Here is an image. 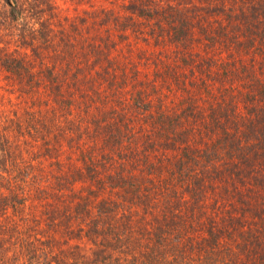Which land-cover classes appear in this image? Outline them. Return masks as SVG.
<instances>
[{
  "label": "trees",
  "instance_id": "obj_1",
  "mask_svg": "<svg viewBox=\"0 0 264 264\" xmlns=\"http://www.w3.org/2000/svg\"><path fill=\"white\" fill-rule=\"evenodd\" d=\"M64 1L0 0V264H264V0L210 2L252 80L189 124L115 55L163 0Z\"/></svg>",
  "mask_w": 264,
  "mask_h": 264
},
{
  "label": "rangeland",
  "instance_id": "obj_2",
  "mask_svg": "<svg viewBox=\"0 0 264 264\" xmlns=\"http://www.w3.org/2000/svg\"><path fill=\"white\" fill-rule=\"evenodd\" d=\"M58 1L60 7L69 14H75L77 11L82 12L85 7H88L87 5H77L71 1ZM163 2L168 7L162 11L155 9L153 25L147 28L142 26L147 32L145 37L143 36L145 41L138 40L131 34L130 39L126 41L127 44H124V41L121 42L117 37L116 32L113 33L120 42L119 47L122 46L115 55L126 62L131 86L135 80L134 74H136L133 73V69L136 67L134 62L139 64L137 72L139 79L143 82H141L142 88L146 85L147 77L151 75L150 78H152L155 74L154 63L157 60L160 61L159 67L165 71L164 75L159 76L163 93L162 97L154 94L155 103L160 105L164 102V106L178 112L200 110L206 113V117L196 120L189 119V115H185L183 119L187 120V124L214 121V118L209 115L216 113L214 107H219L221 99L218 86L223 85L222 78L231 81L228 82L230 84L233 80L235 86L241 85L242 88L244 84H249L252 80L247 77L245 71H242L243 65L251 61V55L247 53V47L244 45L242 53L244 62H241L238 54L240 47L235 46L236 41H234L238 38L239 32L235 35V30L226 25L228 19L226 14H231L232 10L220 12L209 5L210 2L213 4L214 0H163ZM161 15H167L168 19L163 20ZM176 24L179 26L181 24L185 30L177 31L174 35L173 31L171 32L172 37L178 39L167 38L169 41L166 43L161 41L160 34L162 36L167 34L161 30V25L170 28L171 25ZM245 36L250 37L241 33V38L245 39ZM245 40H251V37ZM139 57H141L140 62ZM147 60L150 61V67L142 64ZM226 74H232V78L224 77ZM206 80H208V84L204 82ZM146 89L150 90L149 93H154L150 87H146ZM222 90L224 93H229L227 88L224 89V86ZM132 91L133 89L127 93L129 99L132 97ZM231 98L229 95V101L225 102L226 107L231 106ZM240 112L245 115L249 114L248 109L244 108L242 103Z\"/></svg>",
  "mask_w": 264,
  "mask_h": 264
}]
</instances>
